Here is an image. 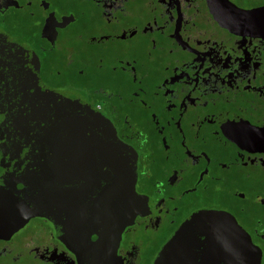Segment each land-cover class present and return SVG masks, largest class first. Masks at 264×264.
I'll use <instances>...</instances> for the list:
<instances>
[{"label":"flooded vegetation","instance_id":"obj_1","mask_svg":"<svg viewBox=\"0 0 264 264\" xmlns=\"http://www.w3.org/2000/svg\"><path fill=\"white\" fill-rule=\"evenodd\" d=\"M0 31L110 123L140 205L108 242L28 217L0 264H152L202 211L231 216L264 264V0H0Z\"/></svg>","mask_w":264,"mask_h":264},{"label":"water","instance_id":"obj_2","mask_svg":"<svg viewBox=\"0 0 264 264\" xmlns=\"http://www.w3.org/2000/svg\"><path fill=\"white\" fill-rule=\"evenodd\" d=\"M133 183V157L110 123L76 93L46 87L33 53L0 31V235L43 216L108 242L140 208ZM152 264H258V255L231 216L202 211Z\"/></svg>","mask_w":264,"mask_h":264}]
</instances>
